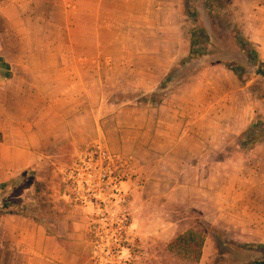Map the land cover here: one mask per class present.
Segmentation results:
<instances>
[{"label": "rangeland", "instance_id": "1", "mask_svg": "<svg viewBox=\"0 0 264 264\" xmlns=\"http://www.w3.org/2000/svg\"><path fill=\"white\" fill-rule=\"evenodd\" d=\"M263 1L0 0V57L11 68L4 79L0 67V111L9 106L10 87L41 92L48 84L38 75L48 71L66 87L59 88L67 95L60 107L69 119L102 120V131L80 143L47 139L37 148L47 156L11 177L0 165V183L23 175L0 192V202L14 201L7 208L14 213L24 206L55 233L69 216L91 264H208L215 256L209 227L264 243V140L239 142L247 126L264 119V78L255 72L264 62V8H252ZM195 25L206 31L210 53L190 58L188 29ZM226 64L243 69L242 83ZM154 92L156 101L145 98ZM138 117L146 118L144 147L137 146ZM97 143L118 156L126 174L131 243L119 253L105 252L89 235L95 208L74 198L86 193L75 182L81 188L93 179L90 169L76 173ZM23 148L34 151L30 142ZM189 230L205 236L199 259L170 245Z\"/></svg>", "mask_w": 264, "mask_h": 264}, {"label": "crops", "instance_id": "2", "mask_svg": "<svg viewBox=\"0 0 264 264\" xmlns=\"http://www.w3.org/2000/svg\"><path fill=\"white\" fill-rule=\"evenodd\" d=\"M252 8H264V1L256 3ZM41 73L43 74L38 75L44 78L41 81L48 84L40 88L41 92L37 91L39 86L34 88V92L28 85H19L16 90L15 87H10L13 89V94L6 95L5 100L9 106H5L3 112L0 111L3 146L0 153V165L10 173V177L32 164H37L47 156L42 151L43 148L40 151L37 150L47 139L55 145L80 143L79 141L90 138L92 133L95 135L102 128V120L95 118L92 124L90 118L85 119V114L76 120L69 119L68 112L60 107V101L67 99L66 93L60 94V89L66 87L60 88L61 82L58 77L49 74L52 72ZM33 96L34 99H32ZM29 102H36L37 112L28 110L32 107ZM15 104L18 106L17 112L11 110V106ZM48 108L51 112L46 114ZM131 112L136 113V108H132ZM119 119L118 116L111 117V120L115 122ZM145 119V117L134 119V124L139 128L137 138L141 136L137 141L138 147H142L145 143L142 140L145 131H140L147 125ZM76 121L81 122L78 125ZM114 132L116 136L120 133L117 128ZM23 142H30L34 151L24 149ZM63 223L64 225L55 233L28 215L17 212L2 215L0 217V264H91L89 259L82 258L83 250L77 247L80 243L78 238H82L76 229L77 223L69 216L63 220Z\"/></svg>", "mask_w": 264, "mask_h": 264}, {"label": "trees", "instance_id": "3", "mask_svg": "<svg viewBox=\"0 0 264 264\" xmlns=\"http://www.w3.org/2000/svg\"><path fill=\"white\" fill-rule=\"evenodd\" d=\"M188 41V56L190 58H199L204 54L210 53V51L207 49L208 35L206 34L204 28L196 25L191 26L188 29ZM246 43V41L243 42L244 51H247L249 56H251V59H256V51L248 47L251 42L249 43L248 41V45ZM0 67L3 70L1 78L9 79L11 77V68L9 63L6 62L2 57H0ZM226 67L229 68L238 81L242 83L244 74L243 69L240 66L228 64H226ZM255 72L257 75H260L264 78V62H261V66H258ZM156 97L157 95L155 92L145 96L146 99L151 101H156ZM260 140H264V119L257 120L251 125L247 126L239 136L240 145H246L247 147L252 146ZM22 176L23 175H20L16 178L1 182L0 192L10 188L13 182L19 180ZM14 204V201L11 202L2 199L0 202V213L2 211H4L5 214L14 213L7 209L8 206ZM18 207L20 208L17 213L28 215L25 213L24 206ZM30 217L39 222L35 215ZM207 229L212 235L215 248V256L208 264H264V243L239 242L226 237L225 234L218 229L211 227ZM204 238V235L196 236L192 230H189L188 232L179 235L170 245L176 250H182L189 255L195 256L196 259H199Z\"/></svg>", "mask_w": 264, "mask_h": 264}, {"label": "built area", "instance_id": "4", "mask_svg": "<svg viewBox=\"0 0 264 264\" xmlns=\"http://www.w3.org/2000/svg\"><path fill=\"white\" fill-rule=\"evenodd\" d=\"M92 148L91 156L86 161L87 167L82 166L76 177L90 169L93 179L82 180L81 188L78 182L75 185L72 183L78 192L86 191L83 195L77 192L74 198L80 203L89 202L95 208L89 235L96 238V243L105 252L119 253L131 243L127 232L129 217L125 209L127 196L121 187L126 174L117 155L110 154L98 143Z\"/></svg>", "mask_w": 264, "mask_h": 264}]
</instances>
